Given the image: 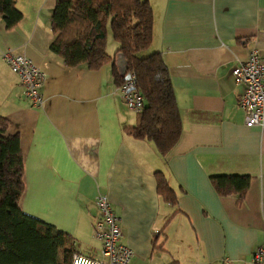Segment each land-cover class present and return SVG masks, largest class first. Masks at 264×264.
<instances>
[{
	"label": "crops",
	"instance_id": "crops-1",
	"mask_svg": "<svg viewBox=\"0 0 264 264\" xmlns=\"http://www.w3.org/2000/svg\"><path fill=\"white\" fill-rule=\"evenodd\" d=\"M54 1L17 0L23 18L12 30L0 19V53L25 56L46 74L43 105L34 108L0 58V116L25 151L23 213L96 258L94 198L104 193L119 218L120 242L133 253L130 264H250L264 244V123L244 125L237 103L243 85L231 69L254 48L264 60V0H149L148 50L167 66L182 128L164 160L151 142L122 133L135 114L113 84L111 63L67 68L50 51ZM158 170L177 193L175 207L157 199ZM220 174L250 177L240 207L211 187L209 176Z\"/></svg>",
	"mask_w": 264,
	"mask_h": 264
},
{
	"label": "trees",
	"instance_id": "trees-1",
	"mask_svg": "<svg viewBox=\"0 0 264 264\" xmlns=\"http://www.w3.org/2000/svg\"><path fill=\"white\" fill-rule=\"evenodd\" d=\"M16 5L17 0H0V19L5 31L16 28L22 21L23 15ZM107 24L110 37L116 43L112 55L108 52ZM50 30L53 39L49 49L65 67L86 66L96 71L111 63L113 84L119 92L125 80L114 68V57L118 53L123 55L127 74L134 75V91L143 103L141 110L134 113V125L122 127V133L138 141L151 142L164 160L178 143L182 128L167 66L160 52L148 50L153 34L149 0H55ZM249 40L238 39L239 42ZM1 54V60L17 78L23 94L18 76ZM9 126L10 120L0 116V264H70L74 253L84 255L78 252L74 239L21 210L25 151L19 134L9 133ZM153 178L157 199L175 207L177 193L163 172L155 171ZM209 182L217 196H234L240 207L250 177L211 175Z\"/></svg>",
	"mask_w": 264,
	"mask_h": 264
},
{
	"label": "built area",
	"instance_id": "built-area-1",
	"mask_svg": "<svg viewBox=\"0 0 264 264\" xmlns=\"http://www.w3.org/2000/svg\"><path fill=\"white\" fill-rule=\"evenodd\" d=\"M2 59L10 66L21 85L24 98L34 108L43 105L44 98L39 89L45 82L46 74L37 68L29 58L6 50ZM235 82L243 85V92L238 97V107L244 114L246 127L262 126L264 123V60L257 49H251L248 58L240 61L231 69ZM134 75L120 87L125 107L133 113L142 108V98L134 91ZM98 217L93 224L95 238L100 242V257H88L74 253L70 264H130L133 253L120 242L119 218L114 214L110 200L104 193L94 198ZM222 264H233L223 258ZM250 264H264V244L258 246L251 255Z\"/></svg>",
	"mask_w": 264,
	"mask_h": 264
},
{
	"label": "water",
	"instance_id": "water-1",
	"mask_svg": "<svg viewBox=\"0 0 264 264\" xmlns=\"http://www.w3.org/2000/svg\"><path fill=\"white\" fill-rule=\"evenodd\" d=\"M115 68L118 71L119 75L124 78V80L128 79L127 74V63L121 53H118L114 57Z\"/></svg>",
	"mask_w": 264,
	"mask_h": 264
},
{
	"label": "rangeland",
	"instance_id": "rangeland-1",
	"mask_svg": "<svg viewBox=\"0 0 264 264\" xmlns=\"http://www.w3.org/2000/svg\"><path fill=\"white\" fill-rule=\"evenodd\" d=\"M107 35H108V42H111L112 41V39H111V35H110V29H109V24H107ZM114 42V41H113ZM116 44V43H115ZM13 77H14V75H12ZM14 78H16V77H14ZM172 224H174L175 226L177 225V222H173ZM184 226V225H183ZM182 229V228H181ZM99 256H100V254H99Z\"/></svg>",
	"mask_w": 264,
	"mask_h": 264
}]
</instances>
